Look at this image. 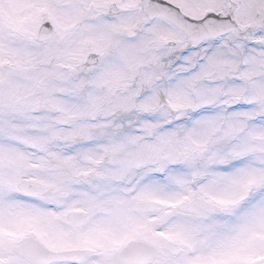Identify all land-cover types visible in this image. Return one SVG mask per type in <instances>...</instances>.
Returning a JSON list of instances; mask_svg holds the SVG:
<instances>
[{
    "label": "snow or ice",
    "instance_id": "6c2138e0",
    "mask_svg": "<svg viewBox=\"0 0 264 264\" xmlns=\"http://www.w3.org/2000/svg\"><path fill=\"white\" fill-rule=\"evenodd\" d=\"M0 264H264V0H0Z\"/></svg>",
    "mask_w": 264,
    "mask_h": 264
}]
</instances>
